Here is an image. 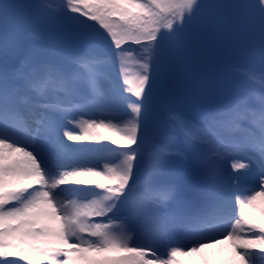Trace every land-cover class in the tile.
I'll return each instance as SVG.
<instances>
[{
    "label": "snow or ice",
    "instance_id": "snow-or-ice-1",
    "mask_svg": "<svg viewBox=\"0 0 264 264\" xmlns=\"http://www.w3.org/2000/svg\"><path fill=\"white\" fill-rule=\"evenodd\" d=\"M0 264H264V0H0Z\"/></svg>",
    "mask_w": 264,
    "mask_h": 264
},
{
    "label": "rangeland",
    "instance_id": "rangeland-1",
    "mask_svg": "<svg viewBox=\"0 0 264 264\" xmlns=\"http://www.w3.org/2000/svg\"><path fill=\"white\" fill-rule=\"evenodd\" d=\"M50 2V1H49ZM52 4H57V2H50ZM37 37L36 34H34L33 39ZM44 41L40 42L41 49L46 51L49 55L55 56L58 54L57 51V43L59 40V30L57 28H50L47 30H44L43 34ZM208 76V73H202V74H193L187 81H185L184 89L185 92H192L195 93L199 90H204L206 94L211 97L214 94V87L210 83H206V78ZM256 86V87H255ZM254 87L256 88L257 92L259 91L260 85L259 82L256 83ZM172 108L175 109L177 112L184 113V114H191V108L188 104L183 103L181 101H177L172 105ZM251 179L248 181V183H251ZM227 245H221L217 248L208 249L206 250L208 253H221L217 258L219 259H226L227 258V252H221L222 249H226ZM180 259H185L181 257Z\"/></svg>",
    "mask_w": 264,
    "mask_h": 264
},
{
    "label": "trees",
    "instance_id": "trees-1",
    "mask_svg": "<svg viewBox=\"0 0 264 264\" xmlns=\"http://www.w3.org/2000/svg\"><path fill=\"white\" fill-rule=\"evenodd\" d=\"M49 1L54 3V2H57V1H59V0H49ZM34 34H36V35L42 37V41L45 40V39H43V38H44V37H43L44 30H41V29L37 28V29L35 30V33H34ZM42 41H40V42H42ZM40 42H39V43H40ZM33 52H34V54H35L37 57H39V58L51 57V55H49L46 51L42 50L41 47H40L39 49H34ZM255 85H256V84H255ZM255 85H254V86H255ZM255 87H256V86H255Z\"/></svg>",
    "mask_w": 264,
    "mask_h": 264
}]
</instances>
